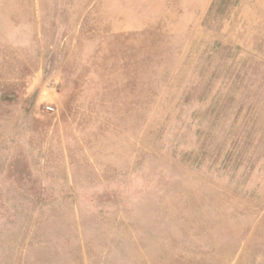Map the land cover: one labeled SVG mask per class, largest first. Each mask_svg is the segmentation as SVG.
Returning a JSON list of instances; mask_svg holds the SVG:
<instances>
[{
	"label": "rangeland",
	"instance_id": "obj_1",
	"mask_svg": "<svg viewBox=\"0 0 264 264\" xmlns=\"http://www.w3.org/2000/svg\"><path fill=\"white\" fill-rule=\"evenodd\" d=\"M0 264H264V0H0Z\"/></svg>",
	"mask_w": 264,
	"mask_h": 264
},
{
	"label": "built area",
	"instance_id": "obj_2",
	"mask_svg": "<svg viewBox=\"0 0 264 264\" xmlns=\"http://www.w3.org/2000/svg\"><path fill=\"white\" fill-rule=\"evenodd\" d=\"M50 110H52V109H50Z\"/></svg>",
	"mask_w": 264,
	"mask_h": 264
}]
</instances>
